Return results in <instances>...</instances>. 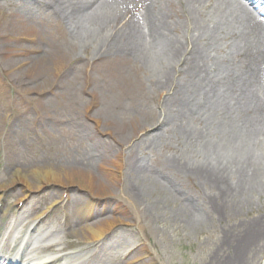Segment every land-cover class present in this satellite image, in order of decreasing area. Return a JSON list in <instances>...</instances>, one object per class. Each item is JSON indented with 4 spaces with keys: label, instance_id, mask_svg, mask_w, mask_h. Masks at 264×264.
Returning a JSON list of instances; mask_svg holds the SVG:
<instances>
[{
    "label": "rangeland",
    "instance_id": "374dc122",
    "mask_svg": "<svg viewBox=\"0 0 264 264\" xmlns=\"http://www.w3.org/2000/svg\"><path fill=\"white\" fill-rule=\"evenodd\" d=\"M44 1L52 6L0 0V180L8 182L18 169L33 181V167L52 166L92 175L105 189L94 191L70 176L63 178L65 187L44 185L19 203L21 184L5 193L6 219L1 215L0 222L21 217L23 224L34 222L31 229L54 228L61 251L46 248L45 256L96 249L100 242L85 241L80 229L115 217L120 221L108 226L99 264H264V231L255 233L256 225L264 226V191L244 196L231 180L222 190L199 175L202 156L180 118L184 94L198 89L188 85L191 75H169L166 58L160 69L152 62L138 68L120 56L92 60L90 50L75 58L70 42L81 38L61 12L51 10L59 2L64 10L67 0ZM238 1L264 24L260 9ZM172 4L167 19L174 18V34L187 40L191 33L178 3ZM140 12L141 5L123 11L116 29ZM27 32L35 39L22 36ZM170 58V70L182 68L183 55ZM39 60L48 63L39 67ZM136 187L147 189V198H136ZM89 199L93 207L83 221L78 205ZM15 232L10 227L11 236ZM34 238L36 233L30 246Z\"/></svg>",
    "mask_w": 264,
    "mask_h": 264
},
{
    "label": "bare ground",
    "instance_id": "6f19581e",
    "mask_svg": "<svg viewBox=\"0 0 264 264\" xmlns=\"http://www.w3.org/2000/svg\"><path fill=\"white\" fill-rule=\"evenodd\" d=\"M38 1L43 6H52L44 0ZM67 2L63 5L67 6L64 10L60 2L55 5L57 9L52 7L51 10L57 14L61 12L74 33L80 36L77 43L70 42L75 58L85 56L90 50L89 57L92 60L103 61L120 56L138 68L149 67L152 62L157 65V69L162 68L158 62L166 58L169 63L165 70L169 75L184 70L186 75H191L187 80L188 85L198 86L193 94L189 91L190 95L184 94L179 102L180 118L189 124L184 129L185 134L189 139H194L195 149L202 156L198 169L200 177L205 182L219 184L222 190L228 189V180H231L236 189H242L244 196L264 191V25L242 3L238 0H104L96 4L87 0ZM174 2L178 3L177 8L184 19L181 22L184 29L191 33L187 40L174 34V24L171 22L174 18L167 19ZM140 5V15L130 17L126 24L123 20L122 30H117L123 11L132 8L133 12V8ZM21 34L30 41L35 39L28 36V32ZM175 54H181L185 59L181 69L170 70L174 60L170 57H175ZM43 61L39 60V67L48 63L43 64ZM58 66L59 62H54V67ZM191 71H196L201 81L193 78ZM203 105L202 110L197 107ZM89 119L100 124V118ZM31 174L35 177L33 181L25 178L23 171L15 169L8 182L0 180V216L4 217L7 210L2 201L5 193L21 184L22 187L17 189V202L23 201L30 192L44 185L58 184L65 187L67 184L63 178L70 176L82 178L94 191L105 189L103 181L95 182L92 175L77 170L35 166ZM232 177H236L237 181L233 182ZM136 188V198H147V189ZM78 207L81 219L87 221L93 201L89 199ZM47 210L37 213L38 218L46 214ZM119 221L114 217L105 222L84 224L80 235L90 243L97 241L96 246L99 242L104 244L110 231L108 226L112 227ZM32 225L34 222L23 224L21 217L11 222L10 227L16 228L19 235L13 241L8 234L10 227L5 229L1 243L8 249L3 251L0 245V264H21L17 263V259L25 242L28 245L25 255L32 260L30 264H42L40 261L44 256H40V253L46 248L61 251L57 247L61 239L53 234L54 228L35 226L31 229ZM256 227L259 230L255 233L264 231V226ZM35 233V245L29 251L30 237ZM11 243L14 245L12 250ZM100 244L96 249H86L70 256H51L48 264H99V260L102 263L105 253L102 249L104 245Z\"/></svg>",
    "mask_w": 264,
    "mask_h": 264
}]
</instances>
